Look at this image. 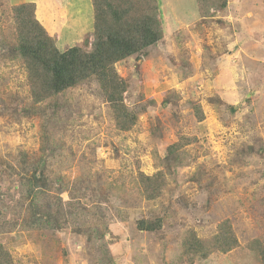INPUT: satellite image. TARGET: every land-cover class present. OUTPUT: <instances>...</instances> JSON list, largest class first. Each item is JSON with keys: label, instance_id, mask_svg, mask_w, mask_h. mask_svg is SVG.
<instances>
[{"label": "rangeland", "instance_id": "rangeland-1", "mask_svg": "<svg viewBox=\"0 0 264 264\" xmlns=\"http://www.w3.org/2000/svg\"><path fill=\"white\" fill-rule=\"evenodd\" d=\"M27 2L61 51L90 50L94 31L91 0H0L5 261L264 264V0H227L224 9L159 0L163 39L115 65L136 120L128 130L95 78L36 102L25 62L9 58L13 9ZM42 172L65 214L56 229H26L20 178ZM146 177L166 186L146 192ZM139 221L160 227L140 230ZM222 229L236 248L219 250ZM196 241L204 246L189 247Z\"/></svg>", "mask_w": 264, "mask_h": 264}, {"label": "trees", "instance_id": "trees-1", "mask_svg": "<svg viewBox=\"0 0 264 264\" xmlns=\"http://www.w3.org/2000/svg\"><path fill=\"white\" fill-rule=\"evenodd\" d=\"M91 1L94 31L90 50L72 46L61 51L56 45L58 37H52L48 33L39 17L36 4L27 2L13 9L18 40L15 47L9 50V58H18L25 62L29 86L36 102L95 78L110 103L119 128L128 130L136 120L125 105L127 83L118 75L115 65L132 56L148 53L151 47L163 39L159 0ZM205 1H214L212 5L221 9L227 6V0ZM176 147L178 149L180 146L174 145L171 150ZM34 173L22 175L20 178L22 192L25 193L23 199L27 202L22 225L33 230L56 229L59 226L58 219H62L65 214L62 205L51 204V193L56 182L49 181L44 172L41 173V178H37ZM57 180L60 186L55 190L57 194H61L66 184L60 178ZM146 181V192L161 185L166 186L157 178L146 177ZM159 227L156 223L138 222L140 230L155 231ZM227 234L222 229L216 237L223 244L219 250L225 252L238 245L236 238ZM203 246L198 241L189 245L195 249ZM262 256L264 259V252ZM4 258H10V254L0 245V264H12L9 259L5 261Z\"/></svg>", "mask_w": 264, "mask_h": 264}, {"label": "crops", "instance_id": "crops-1", "mask_svg": "<svg viewBox=\"0 0 264 264\" xmlns=\"http://www.w3.org/2000/svg\"><path fill=\"white\" fill-rule=\"evenodd\" d=\"M92 7V6H91ZM39 13V12H38ZM39 15H40V13H39ZM40 18H41V15L39 16ZM41 20H42V18H41ZM51 21V20H50ZM42 22H43V20H42ZM53 24H54V22L53 21H51ZM44 24V23H43ZM53 24H50L49 25V28H53ZM92 25H93V22H92ZM46 28V27H45ZM92 28H93V26H92ZM54 31H58V33H59V30L58 29H56V30H54ZM54 36H56V33L54 32ZM56 37H58V36H56ZM59 38V37H58Z\"/></svg>", "mask_w": 264, "mask_h": 264}]
</instances>
